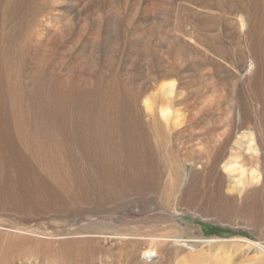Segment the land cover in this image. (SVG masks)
<instances>
[{
	"label": "bare ground",
	"instance_id": "bare-ground-1",
	"mask_svg": "<svg viewBox=\"0 0 264 264\" xmlns=\"http://www.w3.org/2000/svg\"><path fill=\"white\" fill-rule=\"evenodd\" d=\"M56 2L60 8L56 9L59 15L54 19L57 21V24L52 25L54 29L48 32V37H43L44 34L37 35L38 33L34 34V37L30 36L33 41L19 50L20 61L13 63L14 65L7 64L8 60L6 61L4 41H9L5 35L7 25L3 24V18H0V119L7 123L13 148L19 155L29 156L25 164L35 171L31 173L29 168L18 163L7 168L0 167V186L6 185L12 192L16 186L21 190L20 180L24 182L23 187L28 189L27 194L31 201L37 199L43 190L48 189L46 202H49L51 208L72 209L89 204L90 200L95 199L97 189H120L132 183L135 178L133 175L142 173L140 178L149 180H145L147 187L159 177L158 183L155 182L158 185L157 191L162 195L161 206L179 210L185 204L182 200L185 201L190 193L195 192L201 198L203 195L208 197L211 193L214 198L213 192L208 193L212 184L218 193L220 186L224 187L227 183L230 187L227 186V195L222 197L224 193L220 194L221 201L230 200L235 205L241 204L242 201L240 208L244 209L248 221V212L256 213L253 209L256 204L252 198L257 194L253 187L257 184V176L252 173V167H248L254 152L261 154L264 163V126L260 122L259 112L250 108L253 103L251 90L255 74L252 70L249 35L246 32L249 29L247 22L243 21L240 25V18L236 17L237 21L234 18L231 25L226 24L230 30L228 35L231 37L230 41L227 39L228 46L218 40V37H207L204 34L206 39L202 41V51L196 50V32L176 33L175 40H184L189 35L192 37L191 44H175L172 47L173 54L181 50L191 52L187 61L183 62V59L173 56V62L168 65H163L157 70H153L149 65V68L143 71L137 69L135 63L131 68H124L112 54L117 45L112 44V49L107 48L108 45H103L99 37H96V40L92 38L91 30L81 28L74 46L66 40L58 47L59 58L53 63V68L58 72L56 108H53L50 102L44 105L47 109L54 110L57 116L56 127L52 130L45 126V133L41 135L34 129L28 115L26 116L28 112L23 101L24 94L21 93L23 85L14 79L13 71L21 68V59L28 56V53L38 64H46V44L52 38L60 37V20L65 17L69 21L76 13L85 10L83 5L88 0ZM29 6L27 7L26 3L25 7L31 8ZM46 11L48 12V9ZM207 23L208 21L202 22V31ZM100 28L97 26L96 31L99 32ZM112 30L113 36L117 37L115 28ZM109 31L107 28V32ZM236 39L241 48H236ZM61 40L64 41L62 38ZM239 48L241 54L237 60L236 53ZM124 60L126 63H133L128 58ZM225 61L227 65L222 67L221 64H226ZM235 64L239 66L238 71ZM18 78L22 80V76ZM74 82L75 85H72ZM74 90L77 92L74 93ZM255 104H260L259 100ZM253 131L260 139L259 144L254 140L257 137L254 138ZM82 151L89 157L92 156V159L94 157L92 162L90 160V165L103 163L99 171L94 168V173L90 174L82 169L83 161L79 157ZM97 154L101 162L95 160ZM187 166L192 167L193 177L188 182L191 183L190 188L184 179ZM261 169L257 180L261 183L263 197L264 166ZM239 176L240 181L237 180ZM240 185L241 191L238 189ZM236 192L241 196L234 195ZM258 194L261 195L260 191ZM137 198L135 203H140L141 195ZM151 198H155L152 193L146 200ZM204 200L206 198L201 201ZM212 202L215 204V200H211L209 204ZM129 205L131 203H128L127 207ZM191 210L196 211L195 215H202V210L198 207ZM252 217L248 227H253ZM216 220L219 222L218 218ZM29 231L37 235L30 234L31 237L23 239L20 237L17 243L12 244L15 249L13 248L11 254L15 256L18 264H23L24 260L20 255L23 249L28 253L34 243L37 245L36 242L41 244L36 248L34 246V251L38 257L46 260L45 264H90L93 258L95 248L84 240L75 241L74 245H63L56 250L53 248L55 243L42 242L32 237H38L39 231ZM138 237L140 236H131L130 242L115 247L118 251L116 264H235L238 256L236 254L242 247L239 244L249 243L244 241L245 239L224 242L215 238L208 246L210 241L203 239L202 247L200 245L197 249L195 240L185 241L186 238L182 240L183 238L170 232L156 236L148 235L136 240ZM76 242L81 245L76 246ZM256 248L260 249L258 246ZM7 252L5 250L6 255ZM5 261L6 259L3 263ZM254 261L256 260H253V263ZM260 263L264 264V257L260 259Z\"/></svg>",
	"mask_w": 264,
	"mask_h": 264
},
{
	"label": "rangeland",
	"instance_id": "rangeland-1",
	"mask_svg": "<svg viewBox=\"0 0 264 264\" xmlns=\"http://www.w3.org/2000/svg\"><path fill=\"white\" fill-rule=\"evenodd\" d=\"M21 1L0 0V18H3V24L7 25V28L5 27V30L7 31L5 35L9 40L8 42L4 41V48L7 54L6 61L8 60L7 64H16L20 61L19 50H21L24 45L27 47L31 44L33 39L30 40V38H32L30 36L34 37V34L38 33L37 35L44 34L43 37H48V32L52 30L54 24H57V21H54V19L57 17V14L59 15L56 9L58 10L60 6L57 4L56 0ZM26 3L27 7L30 5L31 8L25 7ZM67 4L68 3H66V5ZM83 8H85V10L76 13L69 19V21H67L65 17H62L60 20L58 24V27H60V37L52 38L46 44V64H38L32 56L29 57L28 53V56L25 57L26 59H21V68L18 69L19 71H13L14 79L23 85L21 93L24 94L23 101H25L26 112H28L26 116L28 115L27 117L30 119L37 133L44 135L45 126L52 130L56 127L55 120H57V116H55L54 110L44 107L45 104L50 102V105L53 108H56L58 72L53 68V63L56 58H59V45L67 40V42L73 43L74 46L77 34L82 29L87 31L91 30L92 38L96 40V37H99L103 45H108L107 48H111L112 44H115V46L117 45L116 48L113 49L114 52H112V54L124 68H131L135 63L137 69L143 71L148 69L149 65L153 70H157L163 65H168L169 62H173V56L183 59V62L187 61V58L192 54L191 52L181 50L173 54L172 47L175 44L178 46L191 44L192 37L189 35L184 40L182 38L175 40L176 33L190 34L196 32L198 37L197 51H202V41L206 39L204 34H206L207 37L216 36L218 37V40L223 41V43L228 46V40L230 41L231 37L228 35L230 30L226 24L231 25L230 23L232 20L236 19L235 21H237L239 18L240 25H242L243 21L247 22L249 25V29L246 30V32L249 35V45L252 52V70L255 74L251 90L253 103L250 108L259 112L258 116L260 122L263 124L262 126H264V0H88V2L83 5ZM47 9L48 12L46 11ZM46 17H50V19H47ZM43 19L45 21H43ZM204 21H208L209 24L207 23L204 26V31H202L201 24ZM34 22H36V24ZM25 25L27 27H25ZM97 26L101 27L99 32L96 31ZM39 27L43 30H40ZM107 28L110 29L109 32H107ZM113 28H115L114 32L117 37L113 36ZM132 37H135L134 40H130ZM61 38L64 41H62ZM108 41L113 42L109 43ZM238 47H240L239 41L236 39V48ZM228 48L233 49L232 47ZM240 48L236 53L237 60L240 59ZM14 51H16V53ZM12 54H14V56ZM221 54L224 53L221 52ZM126 58L132 60L133 63H126L124 60ZM225 63L226 64H221L222 67L227 65V61H225ZM235 68L236 71L239 70L237 64H235ZM21 71L24 72L22 73ZM20 74L22 80L18 78L21 77ZM23 74H25V76H23ZM26 74L28 75L27 77ZM54 75L56 77H54ZM35 80L37 82H35ZM39 82L40 84H38ZM75 83L76 82L72 85H75ZM240 86H242V84H240ZM73 92L76 93L77 90H74ZM72 99L74 101V96ZM258 100L260 104H255ZM254 135L255 131H253V136ZM256 137L257 135L254 136V138ZM254 140L256 143H260L258 137ZM98 154L101 157V154ZM97 155L95 160L101 162L99 160V155ZM253 156V161H250L248 169L252 167V173L256 175L258 179L264 163L260 153L254 152ZM79 157L83 161L82 169L90 174L94 173V168L100 170L103 166V163H94L93 165H90V160L92 162L94 157L92 159V156L89 157L88 154L83 151ZM28 158V155L24 157L19 155L13 148L7 123L5 120L0 119V167L7 168L18 163L29 168V171L33 173L35 171L32 168L27 167L25 164L26 159ZM191 171L192 167L187 166V175L184 178L187 183L190 182L193 177H191ZM133 176H135L136 179L134 178L130 184L131 186L124 185L120 187V189L116 187L97 189L95 192V199L90 200L91 204H84L79 206V208L74 207L72 209H64L63 207L61 209L59 207L51 208L49 202H46L48 189L43 190V193H39L37 199L31 201L30 196L27 194L28 189L23 187L24 182L19 180L22 188L20 190L18 189L19 187L16 186L13 189L14 192L9 190L6 185L2 184L0 186V206H2L0 207V232L2 234H0L1 264H18L15 256L11 254L14 248V245L12 246V244L13 242L17 243L20 237L23 239L28 236L31 237L30 234L37 235V233H31L29 230L39 231L38 237H32L41 240L42 242L55 243L53 248L56 250L62 248L63 245H74L75 241L78 242L79 240H84L85 242L92 244L95 251L90 264H116L118 251L115 247L130 242L131 236H140L136 238L137 240L148 235H163L168 232L177 234L179 238H183L182 240L186 238L185 241L187 240L191 242L192 240H195L196 248L200 245L202 247L203 239L210 241L208 246L211 245L215 238L223 240L224 242H229L235 239H245L244 241L249 243L239 244L242 245L241 251L238 250V253L236 254V256L238 255L236 259L239 263L236 261L235 264H261L260 259L264 257V244H262L264 242V196L262 197V188L259 180L255 178L257 184L253 181L256 184L253 185L254 191L257 192V194H254L253 200L256 204V206L253 207L256 213L252 214V212H248L247 221L244 209L241 210L240 208L243 203L242 201L239 205H235L230 200L221 201V198L219 197L220 194L224 193L222 197L227 195V186L230 187L227 183L224 187L220 186L218 193L216 187L213 189L212 184V189H209L208 193L213 192L215 199L211 197L213 195H210L211 193L208 197H204L203 195L202 198L195 192L190 193L185 201L182 200L185 204L180 207L181 209L177 210L173 207L166 208L161 206L163 204L161 202L162 195L157 191V183L159 181L158 176L155 180L157 183L151 181L148 187L147 182L149 180L146 178H140L143 176L142 173ZM141 179L143 180L141 181ZM240 179L241 176L237 178L238 181H240ZM188 184L186 185L190 188L191 183ZM186 185L185 187H187ZM238 187V189H240L239 191H241L242 186L240 185ZM41 188L42 186H40L39 189ZM258 191H260V196ZM108 192L110 193L108 194ZM151 193L155 198L146 200ZM181 194L182 192L180 191V195ZM129 195L131 196L127 199ZM139 195H141L140 203H135V200H138L137 197ZM234 195L241 196L238 192L234 193ZM205 198L206 200L202 202L201 200ZM22 199L23 201L25 199V201L23 202ZM211 200H215V204L213 202L209 204ZM119 201L122 202L119 203ZM218 201L219 203H217ZM128 203H131V205L127 207ZM215 206L216 211L214 209ZM196 207L202 210V215H195L196 211L191 210L192 208L196 209ZM43 212L47 213H44L46 216ZM251 217L254 218V221L252 222L253 227H248L247 225H251L249 220ZM217 218L219 219V222L216 220ZM24 219L26 220L24 221ZM248 228H253L252 234L249 233L251 235L250 237L247 235ZM77 242L76 246L81 245V243ZM36 243L38 246L34 243L32 245V250L28 251V253L27 250L23 249L20 254L21 258L25 261V264L46 263V260L43 257L41 258L36 255L37 252L34 251V246L36 248L41 244L39 242ZM231 244L234 246L233 243ZM257 246L262 249L261 252L260 249L256 248ZM5 250L6 252L8 251L7 255ZM5 256L7 257L5 258ZM5 259V263H3ZM10 259L11 262H9ZM253 260L256 261L253 263ZM24 261H22L23 264Z\"/></svg>",
	"mask_w": 264,
	"mask_h": 264
},
{
	"label": "crops",
	"instance_id": "crops-1",
	"mask_svg": "<svg viewBox=\"0 0 264 264\" xmlns=\"http://www.w3.org/2000/svg\"><path fill=\"white\" fill-rule=\"evenodd\" d=\"M252 199L254 200V198H252ZM248 204H249V205H251V203H250V202H248ZM252 204H253V203H252ZM252 230H253V228H251V229H250V228H248V229H247V231H248V234H247V235H248V237H250V236H251L249 233H251V234H252ZM262 244H264V242H263Z\"/></svg>",
	"mask_w": 264,
	"mask_h": 264
}]
</instances>
